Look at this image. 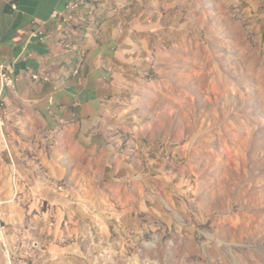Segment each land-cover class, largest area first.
<instances>
[{"label":"rangeland","instance_id":"374dc122","mask_svg":"<svg viewBox=\"0 0 264 264\" xmlns=\"http://www.w3.org/2000/svg\"><path fill=\"white\" fill-rule=\"evenodd\" d=\"M167 5L183 40L136 91L151 174L0 105V264H264V36L241 0Z\"/></svg>","mask_w":264,"mask_h":264},{"label":"crops","instance_id":"0c3cea01","mask_svg":"<svg viewBox=\"0 0 264 264\" xmlns=\"http://www.w3.org/2000/svg\"><path fill=\"white\" fill-rule=\"evenodd\" d=\"M241 1L263 37L264 0ZM172 9L167 0H0V68L17 79L0 80L1 112L100 153L111 180L151 174L155 152L138 136L136 91L152 55L183 40Z\"/></svg>","mask_w":264,"mask_h":264},{"label":"built area","instance_id":"2783aa9c","mask_svg":"<svg viewBox=\"0 0 264 264\" xmlns=\"http://www.w3.org/2000/svg\"><path fill=\"white\" fill-rule=\"evenodd\" d=\"M76 8H78L77 5L73 6L71 8V10H75ZM63 15L60 14V18L62 17ZM43 35L42 32H34L33 33V37L34 38H41ZM75 74L77 75V71L75 72ZM35 81L39 80L38 78H33ZM0 80L3 82V84L6 86V87H10V86H14V84L17 82V79L13 78L11 76V72H10V69L5 66V65H1V68H0Z\"/></svg>","mask_w":264,"mask_h":264},{"label":"bare ground","instance_id":"6f19581e","mask_svg":"<svg viewBox=\"0 0 264 264\" xmlns=\"http://www.w3.org/2000/svg\"><path fill=\"white\" fill-rule=\"evenodd\" d=\"M78 72H79V71H77V74H78ZM33 78H38V79H41V78H39V76H34ZM43 80H44V81H48V80H49V78H48V77H45V78H43Z\"/></svg>","mask_w":264,"mask_h":264}]
</instances>
